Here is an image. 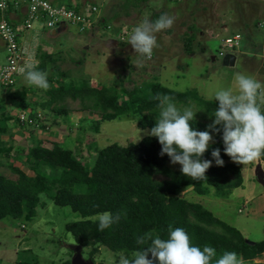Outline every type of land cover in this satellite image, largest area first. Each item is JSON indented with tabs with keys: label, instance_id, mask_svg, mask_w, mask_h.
I'll return each instance as SVG.
<instances>
[{
	"label": "rangeland",
	"instance_id": "rangeland-1",
	"mask_svg": "<svg viewBox=\"0 0 264 264\" xmlns=\"http://www.w3.org/2000/svg\"><path fill=\"white\" fill-rule=\"evenodd\" d=\"M117 2L77 0L83 10L96 6L99 16L109 23L110 32L99 24L90 33L78 34L74 27L67 25L66 33L58 35L55 41L45 39L46 47L56 42L61 45L56 48L62 55L56 57L53 66L63 72L58 76L65 87L88 80L93 87L108 88L116 97L117 104L125 107L129 103V93L134 99H149L155 84L180 93L192 91L205 101L218 103L212 99L215 91L231 87L235 92V74L238 72L264 83V0H139V3L131 1L132 7L125 12L116 10L115 14L113 5ZM212 7H216L214 12ZM162 13L174 15L175 23L170 29L156 33L159 46L153 50L151 59H143L142 66L137 67L139 58L128 44L131 31L145 18L154 21ZM222 22L228 29H221ZM48 32L43 31V38ZM236 35L240 37L239 46L233 50L225 49L226 53L235 56L234 66L223 67L220 56L223 41ZM3 57L0 51V64L4 62ZM19 79L20 86L0 89V116L5 113L11 117L5 125L9 132L0 136V147L11 148L9 157L0 156V174L9 180L18 178L10 165L29 173L28 168L33 162H26L23 153L48 135L17 125V117L21 113L40 115L39 128H48L54 138H50L47 146L54 141L71 150L74 157L86 164L92 162L98 150L108 145L115 143L125 147L129 143L137 144L148 136L145 133L149 130L141 129L140 132L137 127L136 118H141L140 114H126L104 121L95 132L92 122L99 121L100 114L82 112L78 100L64 98L54 104L65 106L67 111L65 115H57L52 109L42 108L41 103L48 99L45 91L34 87L32 91L30 86L27 99L20 102L9 96L15 90L26 87L23 77ZM175 104L181 110L191 107L196 112V120H211L206 116L205 109L194 100L189 104ZM139 135L142 138L137 141ZM217 140L213 137L210 144ZM237 165L242 171L243 184L231 191L228 197H217L213 188H209L206 195H198L188 188L178 196L202 205L214 217L238 230L244 239L260 242L264 240V186L256 180L255 172L261 169L264 173V165L258 162ZM154 179L161 181L164 177ZM41 197L36 216L31 221L0 220V264H65L73 258L67 251L74 246L73 239L64 226L76 221L78 216L68 208L56 207L45 196ZM89 251L85 250L84 259L88 258ZM118 256L104 247H98L92 263L112 264ZM255 262L264 263V254Z\"/></svg>",
	"mask_w": 264,
	"mask_h": 264
},
{
	"label": "trees",
	"instance_id": "trees-1",
	"mask_svg": "<svg viewBox=\"0 0 264 264\" xmlns=\"http://www.w3.org/2000/svg\"><path fill=\"white\" fill-rule=\"evenodd\" d=\"M117 1L113 13L116 10L120 13L128 10L132 7L131 1L139 3V0ZM74 8L79 11L81 6L76 4ZM99 24L109 28L107 21ZM60 55L61 53H58V56ZM55 57L57 56L43 53L37 67L38 70L47 72L51 88L45 91L48 100L41 103L42 108L52 109L57 115H65V106L53 105L69 98L80 102L82 112L100 114L99 121L92 122L95 132L102 122L115 120L126 114H140L137 127L150 130L158 118V101L153 99L158 93L169 95L174 103L179 104H189L194 100L199 107L205 109L206 116L211 120L205 122L194 119L190 122L192 127L197 131L209 130L212 137L218 138L201 157L202 160H211L212 166L206 171L204 180L193 181L183 176L179 164L170 163L167 154L159 155L161 145L153 136L144 137L137 144L129 143L125 147L115 143L108 145L98 150L92 162L86 164L74 157L71 150L54 141L50 142L48 147L50 138H54L47 131L48 128L42 127L38 131L48 135L43 136L41 142L27 148L23 153L26 162H33L28 168L29 173L10 165L12 172L17 174V180H9L0 174V220L9 218L31 221L36 216L41 196H45L56 207L68 208L78 216L76 221L64 226L74 243V246L67 248L71 256L73 247H80L82 255L85 250H90L88 258L91 260L98 247H104L114 254L124 253L131 256L133 251L147 247V243H136L138 236L151 234L167 239L168 227L171 225L173 228L182 227L193 245L201 248L205 245L213 247L217 253L216 258L225 251H232L237 253L243 263L264 264L255 262L264 254V240L250 242L244 239L238 230L214 217L202 205L178 196L182 190L188 188H192L198 195H206L209 188H213L217 197L226 198L231 191L243 184L239 166L224 154L222 126H216L218 131L208 129L214 119L211 114L218 107V103L205 101L192 91L180 93L155 84L151 88L149 99H134L129 93V103L124 107L117 104L116 97L108 88L93 87L88 80L65 87L60 83L58 76L63 72L53 66L57 60ZM54 83H57L56 89ZM28 92V88L23 86V89L15 90L9 96L24 102ZM30 116H33V113H30ZM10 119L5 113L1 114L0 136L9 132L5 125ZM18 124L27 129L26 124H21L17 118ZM216 148L220 149L223 166H217L211 156V152ZM10 152L11 148L0 147V156L7 158ZM258 163L264 165V156ZM157 176L164 177V180H155ZM104 211L111 212L114 216L119 213L121 218L112 227L99 232L98 221L94 218ZM148 258L151 259L150 253ZM65 264H71V260Z\"/></svg>",
	"mask_w": 264,
	"mask_h": 264
},
{
	"label": "clouds",
	"instance_id": "clouds-1",
	"mask_svg": "<svg viewBox=\"0 0 264 264\" xmlns=\"http://www.w3.org/2000/svg\"><path fill=\"white\" fill-rule=\"evenodd\" d=\"M3 7H5V5L0 4V8ZM8 8L3 15L9 10ZM68 9H72L80 14L83 11L82 6L79 12L76 11L75 8ZM26 15L24 21L18 26H12L6 20L5 21L14 29L19 26L23 27L24 22L28 20V14ZM175 20L176 17L174 15L162 13L154 21L145 18L132 29L128 44L131 45L134 53L139 58L136 62L137 67L142 66L143 59H151L153 50L159 46L156 33L170 29L175 23ZM104 21H106V19L99 16L98 9L96 22L90 30L80 32L76 26L61 23L64 25V28L59 34L66 32L63 31L65 29L67 30V25L74 27L78 34L90 33L94 28H98L99 22L103 23ZM36 22H40L42 29L53 30L54 32H56L61 25L59 24L54 28H50L47 26L46 19H38L33 21L30 27L24 28L20 33L22 34L26 30L31 29ZM24 27L27 26L24 25ZM105 30L110 32V27ZM1 42L5 48L4 42L2 40ZM18 43L22 48L19 35ZM45 52L46 50L43 51V53ZM227 54L231 55V53H225L223 56ZM28 56L32 63L26 64L18 69L21 76L16 79L12 87L16 88L20 80L19 78L23 77L24 82L28 86L47 91L50 87L47 80V72L38 70V63L36 62L37 64H35L33 62V57L30 55ZM223 56H221V58ZM6 57L5 48V64L3 66L7 64ZM235 84V92L231 87L227 89L221 88L215 91L212 99L218 101V107H216L211 114L214 119L212 123L208 125V129L218 131L216 126H222L224 154L227 155L232 162L244 166L258 162L260 158L264 156V83H261L249 74L238 72L235 74ZM0 89L7 90L9 88L0 85ZM153 99L158 101V118L155 122V126L145 134L157 138L158 143L161 145L159 155L163 156L167 154L170 158V163L179 164L181 166L180 172L183 176L193 181L204 180L206 178V171L212 166L211 160L201 159L203 154L208 150L210 143L213 142L210 131L194 130L190 122L194 120L196 112H194L191 107H185L181 110L173 102V98L165 94L158 93ZM37 116L36 113L30 116L36 120V126H30L31 129H40V118ZM136 119L139 120L140 116ZM27 126L28 125H26V128H29ZM141 131L140 129V132ZM141 138L142 137L139 135L137 141ZM211 156L213 160H215L217 166H223L224 161L221 159L219 148L214 149L211 152ZM124 215L126 216V213H124ZM120 218L121 214L119 213L115 216L108 211L99 213L95 217L98 221L97 230L103 232L105 229L117 223ZM136 243L138 245L147 243V247L143 248V250L133 251L130 257L124 253H120L118 260L113 259L112 264H213L214 258V264H243L242 259L239 258L235 252L225 251L216 258L217 253L213 247L205 245L201 248L193 245L188 233L182 227L173 228L169 225L167 239H162L158 235L152 236L151 234H146L138 236L136 238ZM149 253L151 254V259L148 258ZM83 260L93 262L89 258H83Z\"/></svg>",
	"mask_w": 264,
	"mask_h": 264
},
{
	"label": "built area",
	"instance_id": "built-area-1",
	"mask_svg": "<svg viewBox=\"0 0 264 264\" xmlns=\"http://www.w3.org/2000/svg\"><path fill=\"white\" fill-rule=\"evenodd\" d=\"M20 3L27 6L28 20L24 22V25L27 27L23 25V27L19 26L14 29L11 25L7 24L3 13L10 5L17 6ZM0 4L5 5V7L0 8V39L5 44L7 54V64L0 67V85L6 88L14 86L16 79L21 76L18 71L20 67L32 63L30 57L18 43V35L24 28L30 27L31 23L35 20L46 19L47 26L50 28H54L61 23H67L76 26L80 32H85L93 28L98 15V8L96 6H90L80 14L64 6H53L48 0H0ZM239 40V36L224 40V48L220 56L226 53L225 49L233 50L238 47ZM37 117L40 118L39 115ZM18 121L28 126H36V120L24 113L19 115Z\"/></svg>",
	"mask_w": 264,
	"mask_h": 264
},
{
	"label": "crops",
	"instance_id": "crops-1",
	"mask_svg": "<svg viewBox=\"0 0 264 264\" xmlns=\"http://www.w3.org/2000/svg\"><path fill=\"white\" fill-rule=\"evenodd\" d=\"M48 1L52 5L64 6L67 8H74V6L77 4V0H68V3L66 0H63L62 2H59V0H48ZM8 9L9 10L3 15V17L12 26L20 25L27 16L26 15L27 14V6L25 4L20 3L17 7L10 6ZM215 9H216V7H212L211 11L214 12ZM113 10H114V5H113ZM0 21H1V14H0ZM222 28H224V30L228 29L227 25H225L223 22H222L221 29ZM44 30H46V29L41 28L40 22H36L35 24H33L31 29L26 30L22 34L21 33L19 34L20 44L22 45V48L25 50L27 55H30L33 57V62L35 64L40 63V56L43 55L44 50H46V52H45L46 54H50V55L53 54L55 56H58V53H61V55H62V52H59V50L56 48L59 45V44H57V42H56V44H52L50 47L49 46L46 47L44 44L45 39L48 41H55V38L61 34H55L53 30H49L48 34L45 36L46 38H43V36H44L43 31ZM65 31H66V29L63 32H65ZM65 33H63V34H65ZM59 46H61V45H59ZM0 51L2 52V55L4 56L3 57L4 62L2 64H0V66H3L5 64V48H4V45L1 42V40H0ZM26 87L30 91V89H29L30 86L26 85ZM31 88H32V91H34L33 87H31Z\"/></svg>",
	"mask_w": 264,
	"mask_h": 264
},
{
	"label": "water",
	"instance_id": "water-1",
	"mask_svg": "<svg viewBox=\"0 0 264 264\" xmlns=\"http://www.w3.org/2000/svg\"><path fill=\"white\" fill-rule=\"evenodd\" d=\"M64 28V25L61 24L60 28L57 29L54 33H60ZM235 63V56L233 55H225L222 57V66L223 67H233ZM260 169V168H259ZM256 180L259 184L264 186V173L260 169L258 172H255ZM73 252V258L71 259V264H93L91 261H84L81 255L80 247H73L71 248Z\"/></svg>",
	"mask_w": 264,
	"mask_h": 264
}]
</instances>
